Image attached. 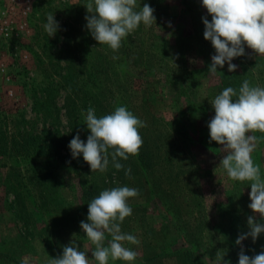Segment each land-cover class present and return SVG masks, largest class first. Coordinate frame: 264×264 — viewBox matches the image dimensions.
<instances>
[{
    "label": "rangeland",
    "instance_id": "374dc122",
    "mask_svg": "<svg viewBox=\"0 0 264 264\" xmlns=\"http://www.w3.org/2000/svg\"><path fill=\"white\" fill-rule=\"evenodd\" d=\"M137 2L155 9L156 23L141 24L114 52L87 29L88 0H0V264H47L73 241L97 264L80 224L88 222L85 186L94 198L114 187L139 190L121 224L140 241L125 242L139 253L135 264H216L218 250L238 264L241 247L249 256L264 251V233L235 243L250 231V215L264 221L249 208L250 183L219 166L227 153L210 142L207 126L211 99L227 87L238 91L234 80L264 87V56L245 45L232 61L236 71L226 62L211 74L215 49L203 23L211 16L202 0ZM49 13L59 23L52 37L43 27ZM118 106L147 125L139 155L118 158L130 177L111 156L107 171L92 172L69 148L77 134L87 142L89 107L101 117ZM252 156L264 176V139Z\"/></svg>",
    "mask_w": 264,
    "mask_h": 264
},
{
    "label": "clouds",
    "instance_id": "9594fccd",
    "mask_svg": "<svg viewBox=\"0 0 264 264\" xmlns=\"http://www.w3.org/2000/svg\"><path fill=\"white\" fill-rule=\"evenodd\" d=\"M202 6L211 16V20L203 17L204 38L211 41L215 49L209 67L211 74H215L218 66L222 68L226 62L230 72L236 71L238 66L232 61L246 54L245 45L258 56H264V0H202ZM86 8L90 13L85 17L86 27L92 37L114 52L141 24L150 27L156 23L155 9L148 3L141 7L137 0H88ZM43 27L52 37L59 23L49 13ZM112 58L118 59L116 56ZM210 102L215 109V115L207 125L210 142L222 145L227 153L219 166L231 180L250 183L249 208L264 221V176L252 156L264 137L258 139L250 134H264V87L253 86L246 79L238 91L227 87ZM83 119L90 134L86 143L79 134L70 141L73 158H78L82 153L92 172L103 173L108 169L111 156L114 168L124 170L125 175L130 177L131 169H124L118 158L127 160L129 156L139 155L143 146L139 130L147 126L146 122L126 106H118L101 117H97L95 109L89 107ZM138 195V189L120 186L101 191L89 203L88 222L81 221L80 224L87 239L94 245L91 256L97 264L115 261L135 264L139 253L126 247L125 242L139 245L140 241L135 235L123 233L121 224L133 213L129 199ZM247 224L250 231L238 236L235 241L237 245H242L248 237L255 242L264 233V222H259L256 215H250ZM225 255L218 250L216 264H231L230 260L224 259ZM47 264H91V261L88 252L82 251L73 241L64 246L62 255L50 259ZM238 264H264V251L249 256L241 247Z\"/></svg>",
    "mask_w": 264,
    "mask_h": 264
},
{
    "label": "trees",
    "instance_id": "16d2710c",
    "mask_svg": "<svg viewBox=\"0 0 264 264\" xmlns=\"http://www.w3.org/2000/svg\"><path fill=\"white\" fill-rule=\"evenodd\" d=\"M183 1V3L184 4H188L187 2L189 1V0H182ZM199 13L201 14L202 12L199 10ZM197 27H199L198 26V24L196 23L195 25H194V28L195 29H197ZM191 48V47H190ZM196 50H198V51H200V48H199V45H198V49H196ZM234 79V78H233ZM236 86H238L239 88L242 86L241 84H243V83H241V82H239L238 80H234V82H233ZM241 85V86H240ZM74 108H75V106H74ZM73 118V121H74V126H75V128H76V131L78 130V131H80L81 130V123L79 122V118H77V117H72ZM22 148H24V146L22 145ZM16 197H18L17 196V194L15 195ZM80 198H81V200H80V202H81V209L83 210V213H84V216H85V218H86V221H88L87 220V214H88V205H89V203L91 202V200L92 199H94V195H93V193H92V191H90V188L88 187V186H85V187H83L81 190H80Z\"/></svg>",
    "mask_w": 264,
    "mask_h": 264
}]
</instances>
